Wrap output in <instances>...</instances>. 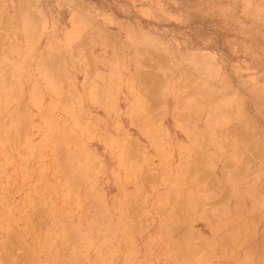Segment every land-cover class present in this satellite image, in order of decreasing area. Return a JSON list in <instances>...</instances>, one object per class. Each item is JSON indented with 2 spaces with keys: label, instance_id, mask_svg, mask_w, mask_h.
Wrapping results in <instances>:
<instances>
[{
  "label": "rangeland",
  "instance_id": "obj_1",
  "mask_svg": "<svg viewBox=\"0 0 264 264\" xmlns=\"http://www.w3.org/2000/svg\"><path fill=\"white\" fill-rule=\"evenodd\" d=\"M262 248L264 0H0V264Z\"/></svg>",
  "mask_w": 264,
  "mask_h": 264
},
{
  "label": "bare ground",
  "instance_id": "obj_2",
  "mask_svg": "<svg viewBox=\"0 0 264 264\" xmlns=\"http://www.w3.org/2000/svg\"><path fill=\"white\" fill-rule=\"evenodd\" d=\"M145 60H146V59H145ZM141 74H142V72H141ZM148 74H149V73H148ZM148 74H147V76L145 75L147 78H149V75H148ZM142 77H143V76H142ZM152 89H153V88H152ZM152 95H153V94H152ZM150 113H151V112H150ZM153 114H154V113H153ZM181 116H182V115H181ZM181 116H180V117H181ZM183 116H184V115H183ZM185 116H186V115H185ZM185 119H187V117H185ZM248 161H249V160H248ZM200 178H201V176H200ZM199 181H200V180H199ZM202 181H203V180H202ZM200 183H201V182H200ZM32 220H33V219H32ZM173 223H174V221H173ZM32 224H33V223H32ZM35 225H36V224H35ZM194 234H195V233H194ZM217 242H218V241H217ZM218 244H219V243H218ZM262 249H264V248H262ZM263 251H264V250H263ZM189 254H190V253H189ZM64 255H65V254H64ZM177 259H178V258H177ZM19 260H20V259H19Z\"/></svg>",
  "mask_w": 264,
  "mask_h": 264
}]
</instances>
